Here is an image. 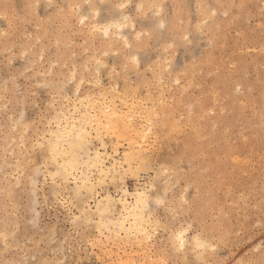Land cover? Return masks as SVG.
<instances>
[{"label": "rangeland", "instance_id": "rangeland-1", "mask_svg": "<svg viewBox=\"0 0 264 264\" xmlns=\"http://www.w3.org/2000/svg\"><path fill=\"white\" fill-rule=\"evenodd\" d=\"M0 264H264V0H0Z\"/></svg>", "mask_w": 264, "mask_h": 264}, {"label": "bare ground", "instance_id": "bare-ground-1", "mask_svg": "<svg viewBox=\"0 0 264 264\" xmlns=\"http://www.w3.org/2000/svg\"><path fill=\"white\" fill-rule=\"evenodd\" d=\"M81 102V101H80ZM89 104V103H88ZM92 107V106H91ZM101 114V113H100ZM94 115V114H93ZM124 115V114H123ZM96 117V116H95ZM91 118V117H90ZM102 118V117H101ZM78 120V119H77ZM63 127V126H62ZM81 127H83V126H81ZM98 128V127H97ZM63 130V129H62ZM82 131L83 130H81V128H79V130H78V134L82 137L83 136V134H82ZM88 131V130H87ZM83 138V137H82ZM80 139V138H79ZM93 142V141H92ZM56 150V149H55ZM63 158V157H62ZM97 158V157H96ZM70 159H72V158H70ZM73 160V159H72ZM133 160V159H132ZM102 167V166H101ZM107 169V168H106ZM101 176V175H100ZM124 203V202H123ZM146 229V228H145ZM140 233V232H139Z\"/></svg>", "mask_w": 264, "mask_h": 264}, {"label": "snow or ice", "instance_id": "snow-or-ice-1", "mask_svg": "<svg viewBox=\"0 0 264 264\" xmlns=\"http://www.w3.org/2000/svg\"><path fill=\"white\" fill-rule=\"evenodd\" d=\"M106 34V33H105ZM184 233H180L178 239H180V242H181V246H183V240L181 239L183 237Z\"/></svg>", "mask_w": 264, "mask_h": 264}]
</instances>
